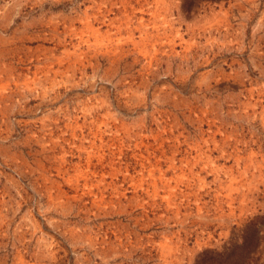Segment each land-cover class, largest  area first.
Masks as SVG:
<instances>
[{"label": "rangeland", "instance_id": "rangeland-1", "mask_svg": "<svg viewBox=\"0 0 264 264\" xmlns=\"http://www.w3.org/2000/svg\"><path fill=\"white\" fill-rule=\"evenodd\" d=\"M0 264H264V0H0Z\"/></svg>", "mask_w": 264, "mask_h": 264}]
</instances>
